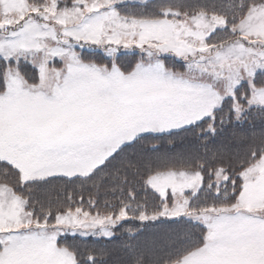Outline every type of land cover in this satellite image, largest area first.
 Listing matches in <instances>:
<instances>
[{
	"label": "snow or ice",
	"instance_id": "snow-or-ice-1",
	"mask_svg": "<svg viewBox=\"0 0 264 264\" xmlns=\"http://www.w3.org/2000/svg\"><path fill=\"white\" fill-rule=\"evenodd\" d=\"M110 261L264 264V0H0V264Z\"/></svg>",
	"mask_w": 264,
	"mask_h": 264
},
{
	"label": "trees",
	"instance_id": "trees-1",
	"mask_svg": "<svg viewBox=\"0 0 264 264\" xmlns=\"http://www.w3.org/2000/svg\"><path fill=\"white\" fill-rule=\"evenodd\" d=\"M244 127L247 128V125H245ZM240 130H241L240 128H233V127L226 128L223 135L217 139L216 144L219 145L221 143H224V144L232 143L233 133L239 132ZM230 133H232V134H230ZM190 145H192V146L195 145V137L193 134L188 133L185 135V137H182L181 140L177 142L175 147H171V146L167 145L166 143L162 144L161 151L162 152L163 151H169V152H173V153L180 152V151L187 149ZM144 150L148 151L149 154H151L150 144L145 143ZM130 151H134V150H130ZM126 226H132V225H126ZM160 227H168V226L167 225H161ZM73 242H75L77 244L87 243L90 246L107 247V248H112V249L117 248L121 243L120 240H114L111 243H109V242L103 241V240H100V241L88 240L85 242V241H81L79 239H77ZM119 258H120L119 256H114L112 258V261L118 260ZM110 264H112L111 261H110Z\"/></svg>",
	"mask_w": 264,
	"mask_h": 264
},
{
	"label": "rangeland",
	"instance_id": "rangeland-1",
	"mask_svg": "<svg viewBox=\"0 0 264 264\" xmlns=\"http://www.w3.org/2000/svg\"><path fill=\"white\" fill-rule=\"evenodd\" d=\"M129 59H130V57H129Z\"/></svg>",
	"mask_w": 264,
	"mask_h": 264
}]
</instances>
